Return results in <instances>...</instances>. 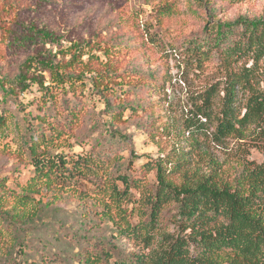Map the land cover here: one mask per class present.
I'll list each match as a JSON object with an SVG mask.
<instances>
[{"label":"rangeland","instance_id":"1","mask_svg":"<svg viewBox=\"0 0 264 264\" xmlns=\"http://www.w3.org/2000/svg\"><path fill=\"white\" fill-rule=\"evenodd\" d=\"M240 16L264 17V0H0V264H79L97 241L114 251L110 262L138 251L122 228L155 188L147 162L179 184L231 182L263 160V121L220 142L187 125L210 89L219 112L243 65L226 67L217 54L199 63L187 48L206 25ZM30 26L53 33L33 36ZM261 68L251 86L237 79L241 111L264 89ZM124 174L126 197L116 190Z\"/></svg>","mask_w":264,"mask_h":264},{"label":"trees","instance_id":"2","mask_svg":"<svg viewBox=\"0 0 264 264\" xmlns=\"http://www.w3.org/2000/svg\"><path fill=\"white\" fill-rule=\"evenodd\" d=\"M30 31L33 36L53 33L41 32L36 26H30ZM19 42L23 43L21 36H17V45ZM187 49L199 63L212 54H217L226 67L243 61L238 71L230 73L219 112L213 110L217 91L210 89L200 94L188 116V129L211 134L213 140L220 142L242 134L240 127L252 120L264 122V89L256 88L251 93L243 111L233 103L237 79L244 80V86H251V76L264 66V17L214 21L191 40ZM53 78L64 81L57 73ZM25 82L19 81L24 86ZM106 104L110 106L109 100ZM5 122L6 115L0 113V125ZM117 135L126 138L121 132ZM63 161L62 158L59 163L62 165ZM53 162L56 163V156L37 159L36 168ZM147 164L156 167L155 188L142 198L140 219L136 223L127 221L122 228L139 250L121 252L110 262L114 251L106 248L105 242L97 241V251L80 257L79 264H95L103 259L110 264H264V158L260 163L246 164L231 182H218L210 176L198 180L186 176L183 182L173 183L166 178L162 163ZM120 178L125 189L116 190L126 197L130 177L124 174ZM112 247L119 250L114 244Z\"/></svg>","mask_w":264,"mask_h":264}]
</instances>
